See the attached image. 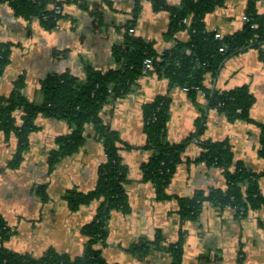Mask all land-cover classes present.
Masks as SVG:
<instances>
[{
	"label": "crops",
	"instance_id": "crops-1",
	"mask_svg": "<svg viewBox=\"0 0 264 264\" xmlns=\"http://www.w3.org/2000/svg\"><path fill=\"white\" fill-rule=\"evenodd\" d=\"M65 1V0H60ZM178 5L182 0H166ZM250 0H225L204 19L209 31L222 36L242 29ZM134 34L151 43L157 53L188 41L190 32L182 29L169 33L170 13L155 10L151 0H141ZM136 0H78L63 4L65 15L59 26L46 30L39 19L15 14L8 3L0 4V41L11 42V61L0 76V95L9 96L16 80L24 76L23 94L33 101L42 100L41 82L49 74L67 72L84 78L85 64L106 71L119 67L113 49L125 37L127 20L133 17ZM264 15V0H256ZM247 85L255 96L250 113L253 121H230L227 115L208 105L207 93L193 96L180 85H171L157 73L145 72L124 97L105 104L101 116L117 130L128 167L126 189L129 212L113 210L103 255L109 264H172L167 248L184 236L181 264H264V207L251 209L244 216L233 206L219 207L205 201L197 219L184 218L180 198L197 191L206 195L212 188H227L223 169L197 161L207 140H227L235 163L243 161L254 172L264 171L259 154V124H264V44L251 47L227 58L216 73L205 75L204 86L210 91L232 90ZM171 99L167 139L181 143L193 136L181 153V161L167 186L168 199L158 200L154 182L144 180L142 165L153 154L146 148L143 106L157 96ZM22 123V112H16ZM203 118V131L198 120ZM37 128L29 136V146L19 167L11 160L19 138L0 130V213L14 230L6 245L16 251L40 256L50 248L72 257L83 254L88 237L82 228L91 222L101 204L95 200L72 211L64 195L70 189L89 192L96 187L98 170L105 161L104 146L92 124L86 127L83 145L72 155L49 166V155L58 147L57 138L72 132L65 119L39 114ZM264 196V175L259 177ZM46 185L47 198L40 194ZM160 237V241L157 238ZM156 242L147 254L132 252L134 244Z\"/></svg>",
	"mask_w": 264,
	"mask_h": 264
},
{
	"label": "trees",
	"instance_id": "trees-1",
	"mask_svg": "<svg viewBox=\"0 0 264 264\" xmlns=\"http://www.w3.org/2000/svg\"><path fill=\"white\" fill-rule=\"evenodd\" d=\"M155 10L170 13L169 33L174 34L188 29L191 36L188 41H178L176 45L159 54L151 43L133 32L142 9L141 0H136L133 17L125 23V39L113 49L119 67L103 71L85 64V77L78 78L70 71L55 72L47 75L41 82L42 100L27 98L22 88L25 77H19L15 88L9 96L0 95V130L6 136L16 133L19 138L17 151L11 160L12 167H19L23 153L29 146V136L36 130L39 114L67 120L72 126L71 133L57 138L58 147L49 155L51 169L60 159L72 155L85 142L86 127L94 126L95 134L102 141L105 161L98 170L96 187L89 192L76 189L68 190L64 198L72 211L81 205L100 200L101 204L95 218L86 224L82 231L89 238L82 255L72 257L54 248L48 249L40 256L23 253L9 248L6 242L14 230L0 213V264H109L103 255V248L108 237V224L113 210L129 212L130 202L126 189L128 167L123 161L121 150L133 146L124 142L119 132L105 123L101 112L106 103L124 97L131 91L133 83L145 72L157 73L165 77L170 84L187 87L193 96L198 87L207 93L208 105L227 115L232 122L236 120L253 121L251 107L255 96L247 85L232 90L210 91L204 86L205 75L216 73L221 64L229 57L251 47L261 48L264 44V15L256 8V0H250L246 10L248 19L239 31L217 37L214 31L205 26V17L222 5L225 0H182L178 5H170L166 0H151ZM64 2L78 0H0L8 3L15 14L26 19L37 18L46 30L59 26L65 16L62 8ZM223 48V50H221ZM12 43L0 41V76L11 61ZM152 57L153 68L146 70L144 61ZM171 99L157 96L143 106L144 132L147 136L146 148L153 154L142 165L144 180L154 182L156 197L165 200L170 197L167 186L173 178L181 153L186 149L193 136L175 144L167 139V124L170 117ZM22 112V123L17 122L16 112ZM203 118L198 120V131H203ZM260 149L264 158V124H259ZM203 150L197 161H205L223 169L227 188H212L206 195L197 191L193 196L180 198L181 214L184 218L197 219L205 201L219 207L233 206L239 215L244 216L251 209L264 207V196L260 192L259 177L264 171L254 172L243 161L235 163L234 152L227 140L202 143ZM40 194L47 198L46 185ZM160 241V237L157 238ZM134 244L130 250L147 254L152 245ZM184 236L169 245L167 251L172 257V264H181Z\"/></svg>",
	"mask_w": 264,
	"mask_h": 264
},
{
	"label": "built area",
	"instance_id": "built-area-1",
	"mask_svg": "<svg viewBox=\"0 0 264 264\" xmlns=\"http://www.w3.org/2000/svg\"><path fill=\"white\" fill-rule=\"evenodd\" d=\"M244 19H246V20L248 19L247 15L244 16ZM220 33L221 32H217L216 33L217 37H221L222 36ZM221 50H223V48H221ZM144 66H145V69L147 71L153 68V59H152V57H147L145 59ZM184 89L188 91L187 87H184ZM198 90H201V89L198 87Z\"/></svg>",
	"mask_w": 264,
	"mask_h": 264
}]
</instances>
